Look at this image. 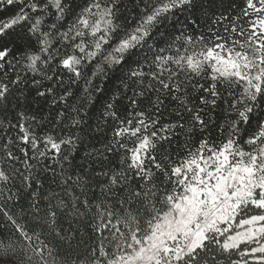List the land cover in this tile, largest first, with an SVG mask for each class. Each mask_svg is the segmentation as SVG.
<instances>
[{
  "label": "snow or ice",
  "instance_id": "6c2138e0",
  "mask_svg": "<svg viewBox=\"0 0 264 264\" xmlns=\"http://www.w3.org/2000/svg\"><path fill=\"white\" fill-rule=\"evenodd\" d=\"M0 264H264V0H0Z\"/></svg>",
  "mask_w": 264,
  "mask_h": 264
}]
</instances>
